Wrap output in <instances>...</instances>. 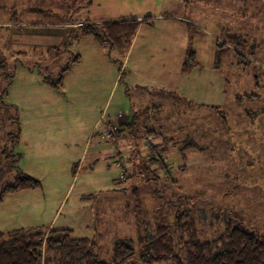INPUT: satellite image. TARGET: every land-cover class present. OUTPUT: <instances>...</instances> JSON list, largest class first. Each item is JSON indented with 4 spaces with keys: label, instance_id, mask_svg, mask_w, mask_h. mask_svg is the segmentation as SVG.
Returning <instances> with one entry per match:
<instances>
[{
    "label": "rangeland",
    "instance_id": "rangeland-1",
    "mask_svg": "<svg viewBox=\"0 0 264 264\" xmlns=\"http://www.w3.org/2000/svg\"><path fill=\"white\" fill-rule=\"evenodd\" d=\"M128 18L148 22L126 57L77 28ZM0 63V191L41 183L4 197L0 234L69 229L107 261L138 219L264 238V0H0ZM122 115L129 146L106 135Z\"/></svg>",
    "mask_w": 264,
    "mask_h": 264
},
{
    "label": "trees",
    "instance_id": "trees-1",
    "mask_svg": "<svg viewBox=\"0 0 264 264\" xmlns=\"http://www.w3.org/2000/svg\"><path fill=\"white\" fill-rule=\"evenodd\" d=\"M147 22L148 19L133 18L103 23L85 21L77 28L82 37L95 38L108 53L116 50L126 57L140 27ZM75 23L77 22H70ZM227 37L240 47L245 43V38L239 34H229ZM79 61L78 56L72 62ZM5 70V65L0 63V75ZM69 70L70 67H66L62 71L59 84H50L55 87L62 86L63 77ZM9 77L6 76L7 79ZM129 126L130 123H127L126 128L118 129L115 133H124ZM115 133L112 132L113 135ZM152 133L154 131L148 132ZM19 135L20 130L13 138L7 139H15L16 143L20 141ZM166 142L164 140L160 144L152 145L146 168L153 171L167 170ZM5 150L7 151L6 148ZM168 174L166 171L165 175ZM40 186L38 180L19 172L13 183L6 184L1 189L0 203L8 194L38 189ZM183 220V216H177L172 224H160L146 229V233L142 234V227L147 222L138 219L140 233L137 239L117 240L110 261L97 257L92 239L74 238L73 231L69 229L51 228L45 232L0 234V264H264V238L255 232L228 225L214 237L202 239L196 221L188 216Z\"/></svg>",
    "mask_w": 264,
    "mask_h": 264
},
{
    "label": "crops",
    "instance_id": "crops-1",
    "mask_svg": "<svg viewBox=\"0 0 264 264\" xmlns=\"http://www.w3.org/2000/svg\"><path fill=\"white\" fill-rule=\"evenodd\" d=\"M139 20V19H138ZM119 120H118V123L117 124H112L111 123V128L110 129H108V130H113V133H115L118 129H123V128H125V125L128 123V120L130 119L129 117H127V116H125V115H122V116H119ZM122 118V119H121ZM107 131V130H106ZM153 134H155V133H152V134H150L151 135V137L152 136H154ZM107 135V134H106ZM133 136H135L134 134L133 135H131V136H127V134H125V133H122V134H114V135H112L110 138H112L114 141H121L122 140V144L123 145H125V146H129V144L127 143V141H126V138H128V139H131V138H133ZM150 137V138H151ZM109 138V137H108ZM98 143H100V142H98ZM102 145V144H101ZM101 145H96L94 148H95V150H99L100 149V146ZM119 148V147H118ZM121 149H124V148H122L121 147ZM121 154V153H120ZM118 156H120V155H118ZM126 156V155H125ZM112 157L114 158V155H112ZM48 229H50V227L48 228Z\"/></svg>",
    "mask_w": 264,
    "mask_h": 264
},
{
    "label": "built area",
    "instance_id": "built-area-1",
    "mask_svg": "<svg viewBox=\"0 0 264 264\" xmlns=\"http://www.w3.org/2000/svg\"><path fill=\"white\" fill-rule=\"evenodd\" d=\"M112 132H113V130H107V131H106L107 137H111Z\"/></svg>",
    "mask_w": 264,
    "mask_h": 264
}]
</instances>
